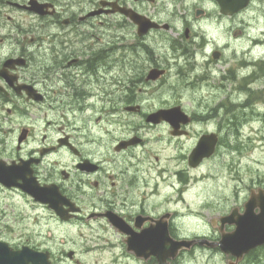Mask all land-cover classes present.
Listing matches in <instances>:
<instances>
[{
  "label": "flooded vegetation",
  "instance_id": "1",
  "mask_svg": "<svg viewBox=\"0 0 264 264\" xmlns=\"http://www.w3.org/2000/svg\"><path fill=\"white\" fill-rule=\"evenodd\" d=\"M224 1L235 2L0 0V195L37 215L0 221V242L21 264H264V243L241 258L219 245L236 230L222 218L243 214L252 188L244 207L203 226L187 222L183 204L200 138L218 135L204 162L264 98L253 87L264 77V30L255 37L243 24L264 0L236 11ZM177 78L182 93L225 97L189 111L161 96ZM173 108L177 121L148 120Z\"/></svg>",
  "mask_w": 264,
  "mask_h": 264
},
{
  "label": "rangeland",
  "instance_id": "2",
  "mask_svg": "<svg viewBox=\"0 0 264 264\" xmlns=\"http://www.w3.org/2000/svg\"><path fill=\"white\" fill-rule=\"evenodd\" d=\"M263 7L262 3L257 2L251 8L250 16H247V20L243 22L246 30L255 37H259L261 30H264V22L259 23L257 21L260 16H263L262 11H260ZM239 22L241 20H237L235 23ZM242 42H244L242 45L245 47L253 44L247 38ZM238 45L239 43L234 41L232 47ZM3 47H1L2 49L0 48V51L7 53L8 45ZM258 49L260 51L259 54H262L264 46H258ZM173 79L176 80L175 78ZM173 82L175 81L171 83ZM254 86L262 89L261 94H264V77ZM182 87L183 82L177 78L175 85L171 87L173 89L166 92L167 96L165 94L161 96L167 99L169 103L182 102L189 111L212 110L225 97L224 92L205 88L199 89L198 86L190 87L182 93L179 90ZM226 88H230V84ZM253 92L256 93V91H252V94ZM178 93H181V95H178ZM262 98L254 99L250 113L241 125L239 132L235 124L231 133L222 135L224 140L215 157L205 160L200 166L195 168L191 167L189 163L186 165L190 175L188 172L186 173L187 181L183 204L187 211L192 213L187 217V222L193 224V226L195 224L203 226L204 223L211 221L213 217L223 214L225 210L229 212L232 207H244L251 188H264V113L253 112V109H255L254 104H257L261 108L260 111H263L264 98ZM153 103L157 104V102ZM225 118L226 116H224L223 120ZM117 134H126V131L123 130ZM199 134V128H195L186 143L190 146L193 143L195 144ZM171 166L173 167V165ZM9 202L12 203L10 206ZM14 214H21L26 217L24 222H29L30 218L37 216L25 209V203L22 198L6 200L2 196L0 198V221L5 222L6 217L8 219L9 216L13 217ZM27 215H31L29 219ZM11 221L13 222V219ZM0 234H2L1 229ZM214 264H221L220 259H214Z\"/></svg>",
  "mask_w": 264,
  "mask_h": 264
},
{
  "label": "water",
  "instance_id": "3",
  "mask_svg": "<svg viewBox=\"0 0 264 264\" xmlns=\"http://www.w3.org/2000/svg\"><path fill=\"white\" fill-rule=\"evenodd\" d=\"M234 1L230 3L224 1L222 3L224 9L236 11L249 2V0ZM180 113L178 108L160 110L150 115L148 120L152 122L161 120L177 121L181 117L179 116ZM173 124L176 127L175 123ZM217 143L218 135L216 133L203 135L190 155V165L197 167L205 158L211 157L215 153ZM1 180L9 183L8 179L4 178V180ZM36 198L44 201L42 197ZM245 208L243 214H238L237 210H234L229 216L222 218L223 222L228 220L236 224V230L224 234L219 245L224 252L237 255L238 258H241L251 249L264 243V189L259 188L258 191L252 190ZM258 208L260 211L256 213V209ZM17 257V253L9 252L7 245L0 243V264H21ZM33 262L36 263V260Z\"/></svg>",
  "mask_w": 264,
  "mask_h": 264
}]
</instances>
